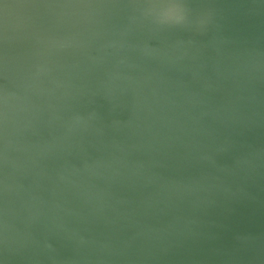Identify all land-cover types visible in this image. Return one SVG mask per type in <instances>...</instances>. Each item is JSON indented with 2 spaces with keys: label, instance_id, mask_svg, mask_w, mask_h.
<instances>
[{
  "label": "water",
  "instance_id": "1",
  "mask_svg": "<svg viewBox=\"0 0 264 264\" xmlns=\"http://www.w3.org/2000/svg\"><path fill=\"white\" fill-rule=\"evenodd\" d=\"M177 4L185 20L165 21ZM42 12L100 44L46 65L56 91L34 68L42 47L0 70V114L32 116L15 143L0 134V264H264V0ZM45 143L68 157L37 169L64 188L1 168Z\"/></svg>",
  "mask_w": 264,
  "mask_h": 264
},
{
  "label": "bare ground",
  "instance_id": "2",
  "mask_svg": "<svg viewBox=\"0 0 264 264\" xmlns=\"http://www.w3.org/2000/svg\"><path fill=\"white\" fill-rule=\"evenodd\" d=\"M88 1L89 4H92V0H0V54L3 55V58L0 59V70L3 75L7 79L13 78L23 68V56L30 53L27 51H37L42 47L44 57L36 61L34 68L41 77L43 76L45 79L48 77L51 89L56 91L58 79L51 75L52 71H46V65L56 66L63 62L68 55L69 48H72L75 53L76 50L83 51L86 54L85 59H88L93 55V50L97 48L96 45L100 44V41L98 44L91 43V45L82 47L84 41L88 40L84 36L88 22H76V19L67 20L68 22H54L55 19L46 18L42 10L62 14L66 8L72 7L73 3L86 4ZM82 23L84 24L83 34L78 36ZM24 99V97H17L11 102H24ZM4 100L2 98L0 102H4ZM70 117L71 115L66 119V127H70ZM15 120L18 121L19 127L13 124ZM31 121L32 116L28 113L0 114V126L2 127L0 134L5 138V142L11 145L15 143L11 139L12 137H15L16 134L19 137L21 136L18 132L20 126L24 129L28 126L27 123ZM58 126L60 125L56 123L55 127L58 128ZM47 128L48 125H44V129ZM66 130L67 133L63 135L65 138L69 137V130ZM55 148H51L49 143H45L40 149H25L28 154L20 161L10 160L1 168L11 173L17 171V175L25 176V179H28L30 175H33L36 181L42 178L45 180V186L49 182L57 187L64 188L61 180L67 181L66 174L63 171L54 174V171H50L49 167H46L44 172L37 169L38 164L43 162H51L57 169L62 167L68 156L65 151L57 152ZM30 155L33 162H30L27 166L30 167L31 172L22 173L25 168L20 167L18 163L26 164ZM40 185L36 187L33 194L44 198ZM76 186L78 187V185ZM20 195L23 199L29 197L25 191H22Z\"/></svg>",
  "mask_w": 264,
  "mask_h": 264
},
{
  "label": "clouds",
  "instance_id": "3",
  "mask_svg": "<svg viewBox=\"0 0 264 264\" xmlns=\"http://www.w3.org/2000/svg\"><path fill=\"white\" fill-rule=\"evenodd\" d=\"M171 20L174 23H181L182 21L185 20V15H184V9L182 5H173L170 7L168 16L166 17L165 21Z\"/></svg>",
  "mask_w": 264,
  "mask_h": 264
}]
</instances>
